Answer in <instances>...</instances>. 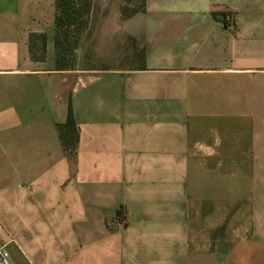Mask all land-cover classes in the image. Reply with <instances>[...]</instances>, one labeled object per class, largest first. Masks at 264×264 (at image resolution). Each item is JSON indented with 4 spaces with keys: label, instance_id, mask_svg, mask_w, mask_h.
Masks as SVG:
<instances>
[{
    "label": "crops",
    "instance_id": "crops-1",
    "mask_svg": "<svg viewBox=\"0 0 264 264\" xmlns=\"http://www.w3.org/2000/svg\"><path fill=\"white\" fill-rule=\"evenodd\" d=\"M144 1L93 0L121 63L59 70L56 0H0L13 264H264V0Z\"/></svg>",
    "mask_w": 264,
    "mask_h": 264
},
{
    "label": "trees",
    "instance_id": "trees-1",
    "mask_svg": "<svg viewBox=\"0 0 264 264\" xmlns=\"http://www.w3.org/2000/svg\"><path fill=\"white\" fill-rule=\"evenodd\" d=\"M144 6V0L138 8L130 9L125 6L123 18H129L142 11ZM55 8L56 64L59 70H64L72 67L75 62V52L80 48L79 36L89 26L93 0H56ZM57 128L65 151L72 157L78 145V129L71 110L67 122Z\"/></svg>",
    "mask_w": 264,
    "mask_h": 264
},
{
    "label": "rangeland",
    "instance_id": "rangeland-1",
    "mask_svg": "<svg viewBox=\"0 0 264 264\" xmlns=\"http://www.w3.org/2000/svg\"><path fill=\"white\" fill-rule=\"evenodd\" d=\"M128 1L135 2L134 5L128 6L131 9L134 7H140L142 0ZM103 30L104 28L101 27V23L99 21H92L89 22V26L87 27V29H85L79 36L80 48L75 54V63L78 67L93 68L105 65L116 66L121 63L118 61H106V56H109V54L105 52V46L99 43V34H101V31Z\"/></svg>",
    "mask_w": 264,
    "mask_h": 264
},
{
    "label": "built area",
    "instance_id": "built-area-1",
    "mask_svg": "<svg viewBox=\"0 0 264 264\" xmlns=\"http://www.w3.org/2000/svg\"><path fill=\"white\" fill-rule=\"evenodd\" d=\"M0 264H13L5 246L0 244Z\"/></svg>",
    "mask_w": 264,
    "mask_h": 264
}]
</instances>
